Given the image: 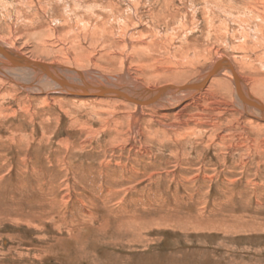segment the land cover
Masks as SVG:
<instances>
[{
    "label": "rangeland",
    "instance_id": "obj_1",
    "mask_svg": "<svg viewBox=\"0 0 264 264\" xmlns=\"http://www.w3.org/2000/svg\"><path fill=\"white\" fill-rule=\"evenodd\" d=\"M0 39L5 54L156 87L222 54L264 107V0H0ZM10 74L0 264H264V125L234 107L229 80L178 115L142 105L132 135L133 105Z\"/></svg>",
    "mask_w": 264,
    "mask_h": 264
},
{
    "label": "bare ground",
    "instance_id": "obj_2",
    "mask_svg": "<svg viewBox=\"0 0 264 264\" xmlns=\"http://www.w3.org/2000/svg\"><path fill=\"white\" fill-rule=\"evenodd\" d=\"M2 51L0 52V75L9 80H14V77H11L10 73L15 74L16 71L21 73L20 78L23 79L21 80L23 84L19 83V86L22 87L26 83H30L28 86H31V88L28 90H36L35 92L45 93L46 95L57 93L63 96L67 94L96 100H117L130 107L133 105L135 110L132 111V116L130 115L131 122L129 121L130 118H128L130 124L129 132L132 135L137 132L140 107L142 105L146 104L149 106L150 104H155V107L159 109H173L175 110V115H178L188 104L194 102L199 105L203 103V100H209L213 97L207 91L210 80L211 82H216V84H221V86L225 84V80H229L231 86L230 92L233 95V102L236 104L234 107L241 109L248 116L258 118L263 123L262 125H264V107L258 104V99H251L253 95L245 87L243 77L236 72L234 64L230 62L231 59L229 60L222 54L213 59L200 78L183 84L171 83L156 87L157 85L142 86L127 71L119 74L120 77L110 75L109 78L107 77L109 80H107L105 75L99 74L95 69L94 71H80L79 69L65 66L59 62L40 61L39 59L25 56L20 51L14 50V48L8 51L7 56ZM22 57H26L27 60L21 59ZM16 77H18V74ZM84 79L85 82H83ZM35 80H40V83H36ZM62 80L77 84V87H68L63 84L64 82ZM33 83H35V88L32 85ZM93 83L100 84V87L107 90L108 93L105 94L100 91H95L96 93L93 94V91L87 89V84L90 85ZM261 84L262 90L260 89V92L264 94V81ZM78 97L74 98L78 99ZM149 99L150 101L146 102ZM260 103L262 102L260 101Z\"/></svg>",
    "mask_w": 264,
    "mask_h": 264
},
{
    "label": "water",
    "instance_id": "obj_3",
    "mask_svg": "<svg viewBox=\"0 0 264 264\" xmlns=\"http://www.w3.org/2000/svg\"><path fill=\"white\" fill-rule=\"evenodd\" d=\"M2 47H0V52L2 51V49H1ZM3 52V51H2ZM4 53V52H3ZM5 54V53H4ZM6 55V54H5ZM7 56V55H6ZM20 56V55H19ZM6 58H9V57H6ZM21 59H26L27 60V58L26 57H22ZM11 60V59H10ZM29 60V59H28ZM37 65V64H36ZM83 78H86V77H83ZM56 81H57V79H56ZM63 81V80H62ZM59 82V81H58ZM64 83L63 84H65L66 86H68V87H71V88H76L77 87V84H72V83H70L69 81L67 82V81H63ZM83 82H85V79L83 80ZM91 83H92V80H91ZM87 89L88 90H90V91H93L92 93L93 94H95L97 91H100V92H102V93H108V91L107 90H104V89H102L101 87H100V84H96V83H93V84H90V85H88L87 84ZM96 91V92H95ZM150 101V99L149 100H147L146 102H149Z\"/></svg>",
    "mask_w": 264,
    "mask_h": 264
}]
</instances>
